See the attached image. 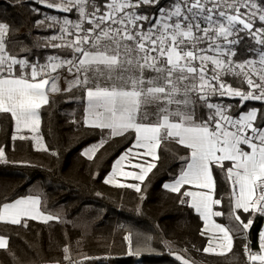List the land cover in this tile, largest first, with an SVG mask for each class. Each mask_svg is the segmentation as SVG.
<instances>
[{
  "label": "snow or ice",
  "instance_id": "snow-or-ice-1",
  "mask_svg": "<svg viewBox=\"0 0 264 264\" xmlns=\"http://www.w3.org/2000/svg\"><path fill=\"white\" fill-rule=\"evenodd\" d=\"M38 2L76 14L75 20L48 15L36 21L38 28L49 21L48 28L58 29L44 46L66 49L71 58L51 55L40 63L13 54L8 48L10 26L0 22V115L14 121L17 133H33L30 139L37 150L47 152L39 135L41 109L51 103L52 93L82 89L83 124L100 129L102 138L81 155L93 160L111 138L132 135L130 146L114 160L104 183L136 192H141L139 183L125 184L118 178L143 182L157 168L163 142L184 146L189 155L181 158L179 174L163 188L179 194L181 204L190 198V207L204 221L201 235L211 234L204 253H232L234 232L249 230L252 217L264 216V0H170L153 15L142 14L141 9L158 6L160 0ZM246 37L254 42L248 48L254 55L237 60V48ZM20 51L31 49L22 46ZM58 70H66L71 79ZM61 78L67 83L64 89ZM224 98L239 103H225ZM251 101L262 107L233 114V109H243ZM198 106L207 110L206 118L197 116ZM0 163H9L2 147ZM214 168L230 182L228 215L235 221L234 229L214 219L225 215L216 210L222 199L216 198ZM241 212L249 215L247 222ZM58 218L41 211L40 195L0 203V222L6 224L27 226L28 219ZM123 239L128 255L140 254L139 241L131 231ZM8 247L7 237L0 235V250ZM63 252L67 264L95 259L73 260L69 245ZM243 252L247 264H264V230L259 233V251L245 243ZM176 259L191 264L181 254Z\"/></svg>",
  "mask_w": 264,
  "mask_h": 264
},
{
  "label": "trees",
  "instance_id": "trees-1",
  "mask_svg": "<svg viewBox=\"0 0 264 264\" xmlns=\"http://www.w3.org/2000/svg\"><path fill=\"white\" fill-rule=\"evenodd\" d=\"M169 3L170 0H160L158 6H144L141 13L156 14L159 7ZM48 15L77 19L75 13L47 8L38 0L20 3L0 0V22L10 26L9 51L21 58L38 59L40 63H45L51 55L70 56L66 49L44 46L49 37L58 34L57 28L47 27L49 21L42 27L36 26V21ZM22 46L31 51L21 52ZM253 46L254 42L246 37L237 48L236 59L253 56L254 53L248 52ZM227 80L234 87L239 86L234 78L227 77ZM81 96L80 88L70 93H55L50 96L51 103L41 109L39 135L49 149L47 152L37 150L28 134L29 139L13 140L14 121L0 115V147L5 149L9 161L0 163V203L28 194L40 195L41 209L59 217L46 222L28 219L27 226L0 222V235L9 239L8 249L0 250V264H67L63 259L65 245L70 246L73 260L85 256L95 258L85 264H181L177 254L193 264H247L243 245L250 243L254 252L259 251L264 216L252 217L249 230L234 232L232 253L225 256L204 253L202 249L208 239L201 235V217L190 203L179 202V194L163 188L165 182L173 181L179 174L184 163L181 158L188 156L189 150L175 141L163 142L157 168L141 183V192L105 184L114 160L130 146L133 136L111 138L93 160L82 156L83 149L100 141L102 131L84 126L86 100ZM251 107L262 105L258 101L247 102L245 108L233 109V114ZM206 114V109L197 107L198 117L206 118ZM103 135L107 136V132ZM225 166L231 165L225 162ZM214 176L216 198L222 199V205L216 206V210L225 213L214 219L234 229L235 221L228 215L230 182L218 168H214ZM241 217L245 222L250 218L242 212ZM129 231L139 241V255L127 254L123 237Z\"/></svg>",
  "mask_w": 264,
  "mask_h": 264
},
{
  "label": "crops",
  "instance_id": "crops-1",
  "mask_svg": "<svg viewBox=\"0 0 264 264\" xmlns=\"http://www.w3.org/2000/svg\"><path fill=\"white\" fill-rule=\"evenodd\" d=\"M52 94H55V93H52ZM51 94V95H52ZM50 95V96H51ZM1 127V126H0ZM26 134H28V135H30V136H32L33 135V133H30V132H28L27 130H21V132H19V133H17L16 132V130H15V135H26ZM158 155H159V149H158ZM126 170H130V169H126ZM109 174V173H108ZM122 183H125V184H127V183H139L140 184V187H141V183L142 182H139V181H135V180H133L132 178H125V177H119L118 178ZM168 183H170V182H172V181H167ZM166 183V182H165ZM189 203H190V198H189ZM195 210V209H194ZM41 211H43L42 209H41ZM44 212V211H43ZM196 212V211H195ZM46 215H51V214H49V213H47V212H44ZM198 214V213H197ZM199 215V214H198ZM53 216V215H52ZM202 219V218H201ZM39 221H43V220H39ZM202 222H203V226H202V231H204V221H203V219H202ZM217 222V221H216ZM217 223H219V222H217ZM221 224V223H220ZM262 230H264V227H263V229ZM210 235L211 234H208V235H204V236H206L207 237V239H209V237H210ZM7 239H8V237H7ZM8 242H9V239H8ZM208 242V241H207ZM206 246H207V244H206ZM191 264H193V263H191Z\"/></svg>",
  "mask_w": 264,
  "mask_h": 264
},
{
  "label": "built area",
  "instance_id": "built-area-1",
  "mask_svg": "<svg viewBox=\"0 0 264 264\" xmlns=\"http://www.w3.org/2000/svg\"><path fill=\"white\" fill-rule=\"evenodd\" d=\"M68 58H71V57L68 56ZM58 71L61 72L62 77H63L64 75H67V76L69 77V79H71L70 74H68V73L66 72V70H58ZM59 85H60V88H61V89H64V88L67 87V83H66V81H65L63 78H61V80L59 81Z\"/></svg>",
  "mask_w": 264,
  "mask_h": 264
},
{
  "label": "rangeland",
  "instance_id": "rangeland-1",
  "mask_svg": "<svg viewBox=\"0 0 264 264\" xmlns=\"http://www.w3.org/2000/svg\"><path fill=\"white\" fill-rule=\"evenodd\" d=\"M34 135V134H33Z\"/></svg>",
  "mask_w": 264,
  "mask_h": 264
}]
</instances>
